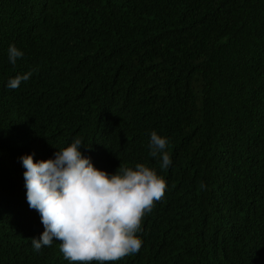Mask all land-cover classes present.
I'll return each mask as SVG.
<instances>
[{
	"label": "trees",
	"instance_id": "trees-1",
	"mask_svg": "<svg viewBox=\"0 0 264 264\" xmlns=\"http://www.w3.org/2000/svg\"><path fill=\"white\" fill-rule=\"evenodd\" d=\"M74 138L97 169L166 182L140 250L105 264H264V0H0V264H83L31 247L18 160Z\"/></svg>",
	"mask_w": 264,
	"mask_h": 264
},
{
	"label": "clouds",
	"instance_id": "clouds-1",
	"mask_svg": "<svg viewBox=\"0 0 264 264\" xmlns=\"http://www.w3.org/2000/svg\"><path fill=\"white\" fill-rule=\"evenodd\" d=\"M23 55L14 44L8 46L9 63L15 65ZM30 75L17 74L6 87L16 89ZM167 145L166 137L155 130L149 133V155L159 156L164 169L172 163ZM81 147L82 141L74 138L52 158L34 162L32 153L18 157L24 169L25 200L43 226L38 237L30 238L31 247L39 252L59 241L66 260L83 264H105L137 253L142 246L137 235L141 219L164 195V178L142 163L114 173L97 169Z\"/></svg>",
	"mask_w": 264,
	"mask_h": 264
}]
</instances>
